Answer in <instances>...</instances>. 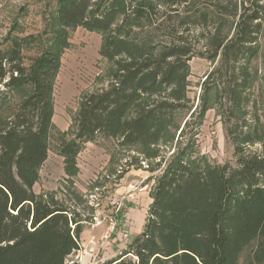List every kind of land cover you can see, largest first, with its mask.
<instances>
[{
	"label": "trees",
	"instance_id": "16d2710c",
	"mask_svg": "<svg viewBox=\"0 0 264 264\" xmlns=\"http://www.w3.org/2000/svg\"><path fill=\"white\" fill-rule=\"evenodd\" d=\"M54 4L58 37L78 26L100 32L99 54L109 63L105 86L81 96L68 137L58 132L68 175L83 144L101 135L122 147L137 145L144 158L157 157L189 102L194 55L218 58L212 76L229 73L223 93L231 115L249 79L244 62L260 57L264 63V0ZM193 31H199L201 52L188 38ZM35 40L31 34L14 38L0 50V87L29 88L14 112L0 115V264H77L68 257L79 250L83 222L90 219L78 209L86 200L70 188L62 197L33 191L54 132L51 95L59 68L51 46L24 64L22 51ZM224 123L235 166L202 164L186 145L174 151L155 180L141 233L103 264H264V142L261 151L244 148L256 138L250 132L240 137L229 117Z\"/></svg>",
	"mask_w": 264,
	"mask_h": 264
},
{
	"label": "rangeland",
	"instance_id": "374dc122",
	"mask_svg": "<svg viewBox=\"0 0 264 264\" xmlns=\"http://www.w3.org/2000/svg\"><path fill=\"white\" fill-rule=\"evenodd\" d=\"M54 9V0H0V50L7 48L12 39L31 34L36 40L22 51L24 64H29L44 47L51 46L58 52L59 68L51 95L54 132L49 136L47 157L38 170L33 191L57 192L62 197V192L70 188L86 200L78 209L90 219L83 222L79 250L68 259L77 264H103L117 257L141 233L155 180L174 151L186 145L191 157L200 159L202 164L228 163L234 167L233 144L224 123L227 117L240 137L250 132L256 138L253 145L246 143L244 148L261 151L264 63L260 57L244 62L249 79L231 115L228 98L223 93L229 73H222L225 76L220 79L212 76L218 58L194 55L188 61L189 102L178 115V129L160 141L157 157L144 158L137 145L122 147L114 139L101 135L83 144L75 157V171L68 175L57 147L61 141L59 133L68 137L81 96L105 86L109 63L99 54L100 32L78 26L64 31V40L59 38ZM198 33L193 31L188 38L198 44L197 51L201 52ZM214 78H217L215 82ZM28 93V87L9 91L0 87V115L5 117L14 112ZM203 104L206 108L202 113ZM185 122L187 127L182 131ZM250 249H244L240 262Z\"/></svg>",
	"mask_w": 264,
	"mask_h": 264
}]
</instances>
